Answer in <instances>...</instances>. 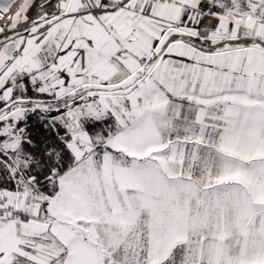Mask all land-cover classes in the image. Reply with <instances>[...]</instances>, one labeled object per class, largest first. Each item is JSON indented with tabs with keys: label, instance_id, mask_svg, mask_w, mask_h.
I'll return each instance as SVG.
<instances>
[{
	"label": "snow or ice",
	"instance_id": "obj_1",
	"mask_svg": "<svg viewBox=\"0 0 264 264\" xmlns=\"http://www.w3.org/2000/svg\"><path fill=\"white\" fill-rule=\"evenodd\" d=\"M0 264H264V0H0Z\"/></svg>",
	"mask_w": 264,
	"mask_h": 264
}]
</instances>
